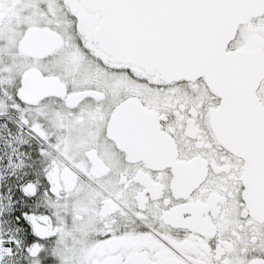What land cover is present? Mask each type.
<instances>
[{
    "label": "snow or ice",
    "instance_id": "6c2138e0",
    "mask_svg": "<svg viewBox=\"0 0 264 264\" xmlns=\"http://www.w3.org/2000/svg\"><path fill=\"white\" fill-rule=\"evenodd\" d=\"M0 264H264V0H0Z\"/></svg>",
    "mask_w": 264,
    "mask_h": 264
}]
</instances>
